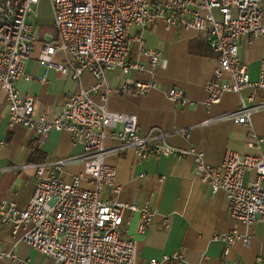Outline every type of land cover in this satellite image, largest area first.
I'll return each instance as SVG.
<instances>
[{
  "label": "built area",
  "instance_id": "built-area-1",
  "mask_svg": "<svg viewBox=\"0 0 264 264\" xmlns=\"http://www.w3.org/2000/svg\"><path fill=\"white\" fill-rule=\"evenodd\" d=\"M52 10L56 38L44 44L37 55L45 69H54L80 83L84 73L93 75L96 83L89 89L81 86L65 100L61 111L47 116H34V100L22 96L16 88L23 75L25 60L30 56L37 37L27 18L39 0H0V92L5 96L8 126L21 125L36 136L42 145L51 131H68L74 142L84 147L78 157L53 159L25 164L14 169L32 170L34 193L27 207L18 209L13 203L0 201V228L9 227L12 234L53 264H135L134 244L124 237L126 212L138 213V232L144 234L153 222L155 212L149 204L138 207L119 202L115 197L104 200L106 188L113 195L116 171L106 164L110 154L131 152L137 160L148 157H191L194 173L212 193L221 192L228 202L232 219L246 226H264V156L240 155L226 151L218 166L206 163L203 151L189 147L178 149L166 142V133L151 129L146 134L137 131V118L114 113L106 108L110 89L105 73L133 70L153 74L160 54L148 49L143 31L161 21L167 27H184L203 32L216 56V68L205 85L204 107L218 104L225 93H240L248 89L247 98L240 97L238 108L203 124L229 120L251 126V117L264 109V73L257 81L250 80L248 69L238 57V45L243 37L250 42L264 41V0H48ZM134 30L132 36L129 32ZM147 59L145 65L133 60L131 46ZM62 62H54L56 55ZM264 68V59L261 60ZM80 85V84H79ZM137 93L145 94L154 85L136 83ZM124 84L121 92L132 90ZM103 91L101 104H95L92 93ZM166 98L173 104L186 106L189 101L181 89H169ZM118 142L106 148L105 141ZM262 138L247 143L260 150ZM81 164L82 173L69 182L62 179L64 169ZM253 177L246 183L245 174ZM143 178V175L140 176ZM85 183L87 187L82 184ZM168 226L167 219L162 222ZM224 245L219 264L226 261L236 243L248 245L251 238L235 231L216 236ZM9 259L16 264H30L18 259L14 250L0 245V261ZM180 264L182 256L174 253L162 261L151 259L147 264Z\"/></svg>",
  "mask_w": 264,
  "mask_h": 264
},
{
  "label": "crops",
  "instance_id": "crops-1",
  "mask_svg": "<svg viewBox=\"0 0 264 264\" xmlns=\"http://www.w3.org/2000/svg\"><path fill=\"white\" fill-rule=\"evenodd\" d=\"M29 19L30 15L27 22L32 26L37 42L25 60L23 75L17 80L16 88L22 96L34 100L35 117H49L59 113L68 96L80 86L89 89L96 80L86 72L77 83L69 75L42 67L37 61L38 52L44 44L56 38L50 4L37 23L32 24ZM134 32L131 30L129 35ZM142 38L148 49L160 54L159 65L153 74L133 70L124 74L119 69L107 71L105 84L110 92L105 104L109 111L135 116L137 131L141 134L151 129L160 130L166 133V142L172 147L184 150L195 147L203 151L206 163L211 166H218L228 150L240 155L264 156V109L252 115L251 126L234 124L229 120L203 124L235 111L240 97L247 98L249 95L248 89L240 95L225 93L218 104L210 109L204 107L205 85L212 78L217 62L203 32L167 27L157 21L143 31ZM130 52L135 62L147 63L134 44ZM238 57L246 65L250 80L257 81L264 73L261 67L264 41L257 39L250 42L248 37H243L238 45ZM54 62H62V56L56 55ZM136 83L154 87L140 94L132 87ZM124 84H130L132 90L121 92ZM169 89L183 90L189 104L182 106L170 102L166 98ZM102 95V90L92 93L93 102L101 104ZM254 137L263 139L260 150L246 146L254 141ZM117 144L113 139L105 141L106 148ZM33 148L38 149L43 161L78 157L84 152L83 145L74 142L68 131H51L43 144L38 145L36 136L25 127L16 125L10 129L5 96L0 92V201L11 202L20 210L27 207L34 193V173L14 167L33 164ZM105 162L116 171L115 185L119 192L113 195L112 189L106 188L103 199L116 196L119 202L138 207L149 204L155 212L153 222L144 234L138 232L139 214H124V220L131 216L123 236L133 240L135 264H147L151 259L162 261L164 256L174 253L182 256L180 264H219L224 245L216 240V236L232 231L247 235L251 240L248 245L234 244L226 261L264 264V226H246L232 219L224 194L212 193L197 178L191 157L162 156L137 160L131 152H123L108 155ZM82 171L81 164L69 165L64 169L62 179L69 182L73 175ZM252 177V173H246L245 183ZM82 185L87 187L85 183ZM165 219L167 227L162 226ZM0 245L6 251L14 250L21 260L41 259L43 256L19 242L18 236L12 234L9 227L0 228ZM0 264L16 263L3 259ZM162 264L170 263L164 261Z\"/></svg>",
  "mask_w": 264,
  "mask_h": 264
},
{
  "label": "rangeland",
  "instance_id": "rangeland-1",
  "mask_svg": "<svg viewBox=\"0 0 264 264\" xmlns=\"http://www.w3.org/2000/svg\"><path fill=\"white\" fill-rule=\"evenodd\" d=\"M48 3H49L48 0H39L38 5L33 7L32 12L30 14V19H29V21L32 24L37 23L38 19L40 20V17L46 14L47 9H48ZM29 261H30V264H53V262L49 258L44 257V256H42L41 259L30 258Z\"/></svg>",
  "mask_w": 264,
  "mask_h": 264
},
{
  "label": "trees",
  "instance_id": "trees-1",
  "mask_svg": "<svg viewBox=\"0 0 264 264\" xmlns=\"http://www.w3.org/2000/svg\"><path fill=\"white\" fill-rule=\"evenodd\" d=\"M41 160V153L38 151V149L33 148L31 153V162L32 163H39L42 162Z\"/></svg>",
  "mask_w": 264,
  "mask_h": 264
}]
</instances>
